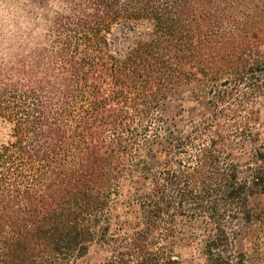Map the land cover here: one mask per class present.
<instances>
[{"label": "trees", "instance_id": "trees-1", "mask_svg": "<svg viewBox=\"0 0 264 264\" xmlns=\"http://www.w3.org/2000/svg\"><path fill=\"white\" fill-rule=\"evenodd\" d=\"M0 14V264H264V0H27ZM202 101L172 125L166 105ZM250 147L236 160V147ZM139 177L133 228L113 225ZM254 229L247 249L235 241Z\"/></svg>", "mask_w": 264, "mask_h": 264}, {"label": "rangeland", "instance_id": "rangeland-1", "mask_svg": "<svg viewBox=\"0 0 264 264\" xmlns=\"http://www.w3.org/2000/svg\"><path fill=\"white\" fill-rule=\"evenodd\" d=\"M27 0H0V14L3 13H26L24 6ZM205 112V104L202 101H196L189 98L171 101L166 105L165 115L172 125H180L189 120L198 117ZM259 144L258 146L264 151V104L260 108L259 116ZM240 152H233L236 160H242L249 155L250 147H236ZM143 186L142 179L134 177L123 181L119 196L116 203V211L113 215V225L123 231L133 228L136 217L138 216V205L135 197ZM250 209L256 212L264 213V195H256L250 198L248 202ZM254 234V229H242L235 241V248L238 251L247 249ZM175 256L179 264H204L200 255V246H178L175 249ZM106 257L105 248L100 245L92 246L87 254L78 259L74 264H103Z\"/></svg>", "mask_w": 264, "mask_h": 264}]
</instances>
